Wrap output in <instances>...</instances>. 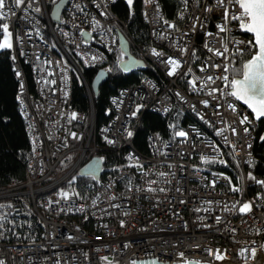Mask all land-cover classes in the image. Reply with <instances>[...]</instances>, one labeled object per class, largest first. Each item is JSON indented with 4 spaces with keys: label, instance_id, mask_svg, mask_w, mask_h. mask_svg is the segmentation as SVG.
<instances>
[{
    "label": "built area",
    "instance_id": "built-area-1",
    "mask_svg": "<svg viewBox=\"0 0 264 264\" xmlns=\"http://www.w3.org/2000/svg\"><path fill=\"white\" fill-rule=\"evenodd\" d=\"M57 1L25 0L17 8L14 0H6L5 11H11L3 23L12 34L9 57L32 154L23 179L0 186V261L264 264V199L252 190L255 181L248 170L255 120L234 98L212 91L225 88L217 77L225 75L223 66L230 63L231 53L237 48L251 51L236 42L251 37L237 21L219 30L223 9L216 0H179L177 20L164 15L159 0H142L150 37L146 44L132 36L113 10L117 0H67L54 21L51 11ZM118 32L165 81L146 76L136 85L119 87L109 98L112 117L97 127L94 94L82 66L112 71ZM195 47L201 53L195 54ZM169 58L179 63L172 75ZM184 74L187 87L180 83ZM209 76L214 79L209 81ZM74 78L86 90L88 114L72 106ZM174 101L198 122L175 130L170 139L149 134V153H140L133 139L142 112L150 109L166 116ZM244 116L249 119L242 124ZM181 131L186 135L177 136ZM103 149L117 151L124 166L78 195L69 182ZM222 150L232 159L234 179L204 170V163ZM244 203L251 210L241 213ZM17 204L27 206L39 226L29 237L10 240L2 226L12 228L7 214ZM217 254L222 258L216 259Z\"/></svg>",
    "mask_w": 264,
    "mask_h": 264
},
{
    "label": "trees",
    "instance_id": "trees-1",
    "mask_svg": "<svg viewBox=\"0 0 264 264\" xmlns=\"http://www.w3.org/2000/svg\"><path fill=\"white\" fill-rule=\"evenodd\" d=\"M164 11V15L171 20H177V11L179 0H159ZM142 0H133L132 6L128 7L124 0H117L113 3V10L122 18L132 36L139 42L146 44L150 37L148 26L142 13ZM0 24H3V18H0ZM2 36H0L1 40ZM130 51L138 56L132 48ZM195 54L201 53L199 47H195ZM112 60L113 69L108 71L107 78L101 82L96 95L93 96L95 125L99 127L110 119L113 115V108L109 98L119 87L123 85H136L146 76L154 80L164 82L165 79L159 69L146 63L145 69H132L123 72L119 68V61L124 58L119 47L116 46ZM122 54V55H121ZM10 48L0 49V186L8 185L17 180H22L25 174V167L31 157V142L26 131V124L21 116L17 104L18 82L10 60ZM247 55L237 54V51L231 53L230 66L239 68L241 63L247 59ZM27 74L30 79V72ZM82 70L89 82L96 74V68L82 66ZM232 73L229 72L231 77ZM180 83L187 87L189 77L184 74ZM71 103L74 109L84 110L86 114L89 111V101L84 85L79 79L74 78ZM195 116L186 110L178 101H174L172 108L166 116L158 112L146 109L141 114L140 124L134 134L133 143L140 153H149L148 136L156 132L162 138L170 139L174 131L185 128L188 124L197 123ZM203 131L204 125H201ZM264 130V121H255L254 132L255 140L253 144V160L248 165V170L252 174L255 184L252 190L257 191L258 195L264 199V190L262 184L258 181H264V139L258 141L259 134ZM98 156L103 161L102 179L106 173H113L123 165L122 157L117 151L103 149L98 152ZM204 170H215L227 173L234 179V165L231 157L225 150H222L218 158L210 159L204 163ZM94 179L91 176H83L80 173L75 179L69 182V188L78 195L84 196L85 193L95 187L101 180ZM13 212H8L7 219L12 228L3 225V235H8L10 240L24 239L29 237L32 231L39 226V221L35 214L27 207L21 204ZM5 220V221H6ZM3 221V222H5ZM29 233V234H28ZM17 234V235H13Z\"/></svg>",
    "mask_w": 264,
    "mask_h": 264
},
{
    "label": "snow or ice",
    "instance_id": "snow-or-ice-1",
    "mask_svg": "<svg viewBox=\"0 0 264 264\" xmlns=\"http://www.w3.org/2000/svg\"><path fill=\"white\" fill-rule=\"evenodd\" d=\"M24 2L25 0H14L17 8L21 7ZM129 3H131V0H129ZM216 3L223 9V25H218L219 30L223 32L227 29L229 21H237L239 28L242 31L250 33L252 39L236 42L237 44L244 43L247 49H251V51H245L239 48L236 50L237 54L247 55L248 58L242 62L239 68H233L230 64H225L223 66L225 75L217 77L223 80L225 88L213 89L212 91H220L222 95H227L237 101H242L251 109L255 119L264 118V0H216ZM233 7L237 8V11H230ZM5 8L6 0H0V18H6L11 11V9L5 11ZM36 11H39V9H36ZM169 26L172 27V25ZM11 35L9 24H0V36L3 37L0 40V49L10 48L12 46ZM209 51H214L217 56L224 55L219 50L209 49ZM227 51L228 49L225 47V52ZM153 52L156 55H160L155 50ZM169 62L173 65L172 70L169 71V75H172L175 69L179 67V63L172 58H169ZM217 67L220 66L217 65ZM229 72L232 73L231 77L227 74ZM213 79L212 76L208 77L209 81ZM229 107L233 106L230 104ZM233 110L235 109L233 108ZM73 118H75L74 113ZM248 119V116H244L241 123H245ZM245 131L247 132L248 129L245 128ZM233 133H235V129H233ZM176 135L183 137L186 133L181 131L177 132ZM160 175L164 174L161 173ZM258 183L264 184V181H258ZM63 195L66 198L68 194L63 193ZM0 207H3V205H0ZM239 210L241 213H246L251 210V205L244 203ZM219 219L217 217V220ZM252 254L253 256L255 255L254 250ZM215 258L221 259L222 257L217 254ZM0 264H3V262L0 261ZM133 264H136V262L133 261ZM140 264H147V262L141 261ZM152 264H155V261ZM189 264H199V262H189Z\"/></svg>",
    "mask_w": 264,
    "mask_h": 264
},
{
    "label": "water",
    "instance_id": "water-1",
    "mask_svg": "<svg viewBox=\"0 0 264 264\" xmlns=\"http://www.w3.org/2000/svg\"><path fill=\"white\" fill-rule=\"evenodd\" d=\"M124 1L128 7L132 6L133 0H131V3H129V0H124ZM66 2L67 0H58L54 4L51 11V16L54 21L59 20L60 14L66 5ZM242 32L249 35L252 39L250 33H247L245 31ZM84 36L87 37L88 33L84 32ZM117 42L120 52L124 55V58L119 61V68L121 69V71L128 72L132 69H140V70L145 69L146 67L145 61L135 56L130 51L129 44L125 36L121 32L117 33ZM107 76L108 73L105 69L103 68L97 69L96 74L91 81V88L94 95H96L99 85L101 84L102 81H104L107 78ZM238 102L250 112V114L252 115L255 121H259V120L264 121V118L255 119L254 115L251 112V109H249L247 105H245L242 101H238ZM262 137H264V130L259 134L257 140L258 141L262 140ZM102 171H103V161L100 158V156L95 155L81 167L79 173L83 176H91L97 180L101 177ZM262 188L264 190V184H262ZM189 262H199V264H210L209 262L195 261V260H190ZM189 262L187 264H189ZM155 264H169V263L167 261H156ZM173 264H177V263H173Z\"/></svg>",
    "mask_w": 264,
    "mask_h": 264
},
{
    "label": "rangeland",
    "instance_id": "rangeland-1",
    "mask_svg": "<svg viewBox=\"0 0 264 264\" xmlns=\"http://www.w3.org/2000/svg\"><path fill=\"white\" fill-rule=\"evenodd\" d=\"M3 39V37L1 38V40Z\"/></svg>",
    "mask_w": 264,
    "mask_h": 264
},
{
    "label": "bare ground",
    "instance_id": "bare-ground-1",
    "mask_svg": "<svg viewBox=\"0 0 264 264\" xmlns=\"http://www.w3.org/2000/svg\"><path fill=\"white\" fill-rule=\"evenodd\" d=\"M122 55V54H121Z\"/></svg>",
    "mask_w": 264,
    "mask_h": 264
}]
</instances>
